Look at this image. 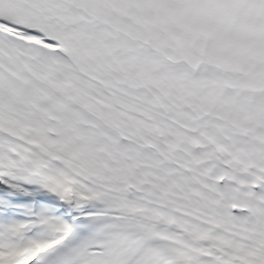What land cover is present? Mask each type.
<instances>
[{"label":"snow or ice","instance_id":"obj_1","mask_svg":"<svg viewBox=\"0 0 264 264\" xmlns=\"http://www.w3.org/2000/svg\"><path fill=\"white\" fill-rule=\"evenodd\" d=\"M0 264H264V0H0Z\"/></svg>","mask_w":264,"mask_h":264}]
</instances>
